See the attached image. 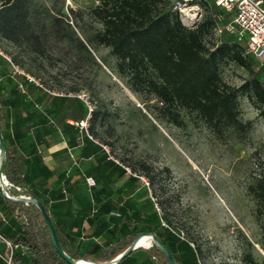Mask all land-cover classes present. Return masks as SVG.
<instances>
[{"label":"trees","instance_id":"16d2710c","mask_svg":"<svg viewBox=\"0 0 264 264\" xmlns=\"http://www.w3.org/2000/svg\"><path fill=\"white\" fill-rule=\"evenodd\" d=\"M93 1L92 18L99 28L90 42L108 49L130 90L144 89L161 102V111L170 123L181 126L177 111L184 110L194 113L218 138L228 130L240 137L248 123L238 118L239 95L264 117V88L260 75L253 71V60L243 57L241 46L230 37L222 36L210 47L204 42L213 24L211 17L185 27L166 0ZM28 14L27 0H0V35L14 43L29 40L41 52L38 37L27 31ZM223 61L246 71L239 87L221 80L219 64ZM12 63L18 62L13 59L10 63L0 55V133L5 146L1 170L8 183L6 192L12 197L33 196L42 204L63 252L72 259L110 261L138 235L153 234L178 264H199L198 248L171 229L154 192L146 195L143 189V197L135 199L134 194L143 188L139 176L134 169L126 174L102 149L109 145L97 128L103 126L107 113L100 114L94 106L90 109L76 95L54 94L24 75H12ZM83 121L86 129L78 125ZM55 133L70 149L79 148L77 160L91 159L92 163L83 173L75 167L70 175L62 173L49 183L54 173L44 164L42 153ZM140 169L151 187L145 167ZM81 174L82 184L85 177L92 178L91 188L73 185L72 177ZM246 191L254 204L264 253V167ZM0 212L4 217L0 235L13 247L11 264H66L53 249L35 206L11 203L0 196ZM0 245V262L6 264V247ZM140 252L153 258L154 264H168L152 244L145 250H133L117 264H153L133 257ZM247 262L251 260L247 258Z\"/></svg>","mask_w":264,"mask_h":264},{"label":"rangeland","instance_id":"374dc122","mask_svg":"<svg viewBox=\"0 0 264 264\" xmlns=\"http://www.w3.org/2000/svg\"><path fill=\"white\" fill-rule=\"evenodd\" d=\"M166 1L170 7L171 0ZM27 3V31L38 37L41 52L29 40L14 43L0 35V54L16 59L18 63L12 65L36 85L54 94L76 95L90 109L94 106L100 114L107 113L97 130L109 145H104L109 158L121 164L126 174L134 169L139 176L143 188L134 194L135 199L143 197V189L146 195L154 192L171 229L198 248L199 264H264L254 204L246 191L264 167V117L258 110L238 96V118L248 123L240 137L228 130L218 138L194 113L184 110L177 111L181 122L177 127L164 116L158 99L144 89L130 90L107 48L90 42L99 28L92 18L93 0ZM211 13L202 7L200 20ZM221 38L210 32L204 42L210 47ZM219 75L233 87L247 77L244 69L230 61L219 64ZM82 128H87L86 122ZM77 179L82 182L81 177Z\"/></svg>","mask_w":264,"mask_h":264},{"label":"built area","instance_id":"2783aa9c","mask_svg":"<svg viewBox=\"0 0 264 264\" xmlns=\"http://www.w3.org/2000/svg\"><path fill=\"white\" fill-rule=\"evenodd\" d=\"M202 7L209 11L213 9L211 35L214 38L230 37L240 45L241 55L253 60V71L260 75L264 88V0H171L169 8L177 12L181 25L192 27L200 21ZM6 60L11 63L10 59ZM12 67L15 73L21 74L14 65ZM27 79L31 81L29 77ZM78 125L83 127L85 121ZM102 149L106 152L103 146ZM85 183L88 188L94 185L91 177H85ZM161 225L165 226L162 222ZM0 242L6 247V264H11L12 245L1 235Z\"/></svg>","mask_w":264,"mask_h":264},{"label":"water","instance_id":"95a60500","mask_svg":"<svg viewBox=\"0 0 264 264\" xmlns=\"http://www.w3.org/2000/svg\"><path fill=\"white\" fill-rule=\"evenodd\" d=\"M4 156H5V146H4L2 135L0 133V196L8 202L22 203L25 205H33L38 209V211H39V213H40V215H41V217L45 223V226L47 228L50 243H51L53 249L55 250V252L58 254V256L66 264H79L78 262L80 260L87 261L85 259H72V258L68 257L63 252V250L59 244L58 237H57L54 225L51 221L49 214L45 211L42 204L35 197H33V196L12 197L6 192V189H5L6 186H5V180H4L5 177L3 176L2 170H1L2 163L4 160ZM142 237H147L149 239L150 245L152 244L154 247H156L161 252V254L164 256V258L168 262V264H178L174 260V258L168 253V251L160 244V242L157 240V238L153 234H140V235H138L124 251H122L119 255H117L115 258H113L110 261H106V262H90V261H87V262H90L91 264H117L121 259H123L127 255H129L133 250L141 247V246L136 245V243Z\"/></svg>","mask_w":264,"mask_h":264},{"label":"crops","instance_id":"0c3cea01","mask_svg":"<svg viewBox=\"0 0 264 264\" xmlns=\"http://www.w3.org/2000/svg\"><path fill=\"white\" fill-rule=\"evenodd\" d=\"M11 74L12 75L15 74V71L14 70L11 71ZM25 77L27 78L28 76H25ZM52 138H55V140L52 141L49 148L44 150L42 153V156H43L42 159H43L44 164L47 166L49 170L53 171L54 173L52 178H50L49 183L55 181L58 175L62 173H65L66 176L70 175L75 167L78 168V171L80 173H83L89 167L90 163H92L91 159L82 160V161L77 160V156L79 155V148L75 146L74 148L70 149L66 145L64 138L59 133L53 134L51 139ZM81 165L84 166L85 168L84 170L80 168ZM82 176L83 174L73 176L71 182L73 183L75 187L85 189L87 188L86 183L82 184L79 181H77L78 180L77 178L79 177H81V180H83ZM0 219H4L1 212H0ZM149 245L144 249L142 247H139V248H142V250H145L149 247ZM139 246H142V245H139ZM2 248H3L2 245H0V251L2 250ZM133 257L137 259L139 258L149 259V261H151L154 264V259L144 255L142 252L134 254Z\"/></svg>","mask_w":264,"mask_h":264},{"label":"bare ground","instance_id":"6f19581e","mask_svg":"<svg viewBox=\"0 0 264 264\" xmlns=\"http://www.w3.org/2000/svg\"><path fill=\"white\" fill-rule=\"evenodd\" d=\"M146 241H147V243H146ZM149 239L147 238V237H142V238H140L138 241H137V243H136V245H145V246H148L149 245ZM79 264H91L90 262H87V261H83V260H80L79 262H78Z\"/></svg>","mask_w":264,"mask_h":264}]
</instances>
